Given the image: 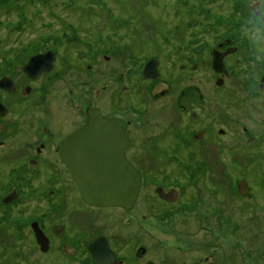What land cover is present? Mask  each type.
Returning a JSON list of instances; mask_svg holds the SVG:
<instances>
[{"label": "rangeland", "instance_id": "rangeland-1", "mask_svg": "<svg viewBox=\"0 0 264 264\" xmlns=\"http://www.w3.org/2000/svg\"><path fill=\"white\" fill-rule=\"evenodd\" d=\"M259 3L260 0H0V76H12L21 88H30L26 95L0 92L9 107L8 116L0 121L6 123L5 133L0 131V158H22V168L17 170L26 181L25 185L18 184L22 201L3 208L9 221L0 227V256L10 248L13 252L7 255L11 259L8 264H50L48 255H38L31 249L29 223L39 218L48 226L51 221L50 197L46 193L56 186L54 179L69 176L55 148L66 132L82 122L78 106L82 108L84 103L133 121L134 139L129 154L143 171L146 184L132 210L121 212L117 208L119 211L111 213L113 224L132 225L136 241L153 251L163 246L180 250L178 264H183L182 257L193 264H258L255 235H264V206L260 204L264 199V87L259 85L264 57L254 50L249 37L253 27L250 12H255ZM162 34H167L164 41ZM73 37H78L77 45L70 42ZM142 39L145 43L139 41ZM224 40L231 41L237 51L225 60L229 75L223 76L222 85H216L209 48ZM143 47L149 49L141 50ZM50 48L59 53L56 71L30 80L19 65L29 53ZM132 48L141 50V54L135 57ZM153 53L160 55L167 79L171 76L164 70L176 75L168 95L157 101L150 100L148 84L137 83L144 57ZM182 63L187 67L180 68ZM193 63L198 66L193 68ZM187 84L197 85L206 99L205 115L200 114L202 119L191 126L198 129L203 122L209 132L194 147H183L182 155L168 153L164 159L165 155L153 147L168 119L153 126L154 119H150L146 133L142 124L153 108H158L156 118L160 107L163 118L167 114L175 118L174 99ZM112 98L116 99L114 107L110 106ZM12 118L13 123L17 121L15 126L10 124ZM186 121L183 115V124ZM45 125L51 136L43 133ZM219 129L224 132L219 134ZM176 140L181 142V138ZM41 143L45 144L44 150L37 153L35 147ZM196 147L195 157L188 159L187 152ZM172 154L179 160H172ZM26 156L31 157L25 159ZM30 158L36 159L32 165L27 163ZM3 166L7 169L1 163L2 170ZM167 173L172 182L163 181L164 185L177 187L181 195L174 204L151 211L148 195ZM15 174L9 170L5 180L0 175V198L17 186L9 181ZM243 179L252 189L249 198L235 192L237 181ZM63 187L71 199L70 209L79 208L72 185L65 181ZM14 208L20 212L9 216ZM146 259L150 256L143 261Z\"/></svg>", "mask_w": 264, "mask_h": 264}, {"label": "flooded vegetation", "instance_id": "flooded-vegetation-1", "mask_svg": "<svg viewBox=\"0 0 264 264\" xmlns=\"http://www.w3.org/2000/svg\"><path fill=\"white\" fill-rule=\"evenodd\" d=\"M17 1H23V0H17ZM11 9V7L7 8ZM19 12L22 13L21 7L19 8ZM167 34H162L161 41L164 39H167ZM156 39V38H153ZM152 39V40H153ZM61 40V38H59ZM78 37L72 38L70 42H75L74 45H77ZM139 40V41H143ZM145 43V42H144ZM59 45H62V42L58 43ZM136 44V41L132 43V47ZM156 47V44H155ZM174 47V46H173ZM189 47V46H188ZM157 48V47H156ZM55 49V48H54ZM46 49L44 51H36L31 52L27 55L25 58V62L21 65H19L20 70L22 73H24L30 80H35L39 78L42 75H48L51 76L56 68V62L59 59V53L57 49ZM149 49V47H143L141 50ZM139 50V51H141ZM219 51L221 53H225L222 57L224 66L227 70L226 74L218 73L216 72L212 67V60L213 55L215 51ZM132 51L136 54L135 57H138V54H141L139 51L136 52L135 49L132 48ZM154 52V50H151ZM168 54L170 55V49L168 50ZM202 51H205L204 49ZM237 51V47L231 43L229 40L219 41L215 44V46H212L209 48V56L210 57V66L214 73L217 75L215 84L216 85H222L224 82L223 76L229 75L228 67L226 64V59L230 57L233 52ZM47 52H51L50 55L51 59V68L48 71H41L36 76L31 77L27 74V72L24 70V67L29 62L30 58L36 55H42ZM178 52H181L180 50ZM261 58L264 57V51L259 52ZM176 57V55L174 56ZM178 57H181V53H179ZM143 58V57H142ZM144 61L141 64L140 67V76L136 74V70L134 71V76H137V83L145 82V84H148L150 86L149 89V97L150 100H159L160 98L166 97L168 93L170 92L172 88V81L176 77V75L172 76V72H167L164 70L165 73L170 74L171 79L168 80L166 76L162 73V59L160 58V55H157L155 53L147 55L144 57ZM104 59L110 61L111 57L104 56ZM137 59V58H136ZM152 61V65L149 67L148 71H152L153 66L156 70L155 77H149L145 75V68L146 64ZM198 66V63H193L192 67L196 68ZM132 67L135 69V62L132 65ZM187 67V64H181L180 68ZM132 70V68H131ZM222 75V76H220ZM173 78V79H172ZM2 80V81H1ZM0 92H3L4 94H16L20 93L21 95H26L28 92H30L29 86H25L24 88L20 87V83L12 76L3 74L0 76ZM136 82V81H134ZM127 83V82H126ZM259 85H263L264 87V71L259 76ZM189 86H196L195 84H187L181 87L174 99L173 104L176 107V117L173 118L172 114H167L164 118L162 116V108L159 109V118H156L158 113V108L151 109V114L146 118V122L142 124V129L146 133L149 131L148 122L150 119H154L152 124L153 125H160L162 123V119H168V121H165L162 124V130L159 134L156 135L157 137V144L155 147H153V150H157L160 153H163L165 156L168 157V153H180L182 155L183 147H189L191 144H193L192 147H194V144L198 143L199 141L203 140L206 136V134L209 132V127L205 123L199 125V128L196 129L194 125L191 126L192 123L198 122L202 118H200V114L206 113V110L203 109L206 105V99L204 95L201 93V99L200 102L197 104L195 101H189L187 106H182L180 104V95L182 93V90ZM11 88V89H8ZM124 88H127L125 86ZM258 91H263L258 90ZM142 99V98H141ZM116 99L112 98L110 100V106L114 107L116 104ZM144 102V99H143ZM80 103V102H79ZM6 102L0 98V121H2L5 117L8 116L9 107L5 105ZM82 104V103H81ZM79 110L81 111V114L83 116L82 122L75 125L73 128H71L68 132H66L62 138L59 140V142L56 145L55 151L59 158V160L62 162L64 168L66 169L68 173V177L65 179H54L56 183L55 187L49 188L47 191V196L50 197L49 199V207L50 210V217L51 221H49V225L46 226V224L43 222L44 220H40L39 218H35L31 220L29 223L30 229H31V249L33 251H36L38 255H48L50 258V264H178L179 259L182 252L180 250L173 249L172 246H168L164 248L154 247L148 248L147 244H141L138 241H136V236L134 227L132 225L124 224L121 226H118L116 224H113L112 221V215L111 213H114L117 210L120 209L121 212H129V210L133 209V206L136 202V200L140 196V192L142 188H144V184H146V179L143 171L138 168L135 163L132 161L130 157V149L132 146V142L134 139V136L132 134L133 129V121L129 119L128 117L119 116L116 114H105L103 110L96 105L93 104H86L84 103L82 105V108ZM90 110H96L100 113L101 116L106 117L108 119H118L121 121V125L124 129L126 138L128 140L127 147L124 150V154L126 159L140 172V187L138 190V193L136 195V199L133 202V204L130 207H123L119 205H100V204H94L91 202H88L83 195L80 192L79 186L76 183L75 179L73 178L71 171L67 165V163L61 158L59 155V151L63 144L66 143L69 136L78 128L84 126L88 120L90 119L89 111ZM202 110V111H201ZM186 116V123L183 124L182 117ZM178 116V117H177ZM188 117V118H187ZM12 120V122H10ZM9 122L12 126H15V123H13V118ZM192 121L190 124H188V121ZM5 121V120H4ZM3 121V123L0 122V131L5 133L6 131V123ZM34 125V121L32 123V126ZM45 129L43 130V133H47L49 136L52 134L50 132V129L47 128V126H44ZM192 127H194L192 129ZM224 132L223 129H219L218 133L222 134ZM146 136H149L146 134ZM181 138V142H178L175 139ZM147 139L144 140V143L146 144ZM174 143L175 145L171 146V143ZM144 145V144H143ZM45 144L41 143L39 146L35 147V151L37 153H41L44 150ZM151 147V146H149ZM198 147L190 150L189 152V158L193 159L196 155V150ZM70 151H75L73 149H69ZM173 150H175L173 152ZM173 155V154H172ZM24 155H22L23 157ZM11 157V156H10ZM10 157H3L0 158V175L1 179L5 180L7 179L6 173L12 169V171L16 172V174L9 179L11 182H16L17 186L11 188L9 191H6L3 196L0 198V227H3L4 223H7L9 221L8 216L3 215L5 214L3 208L4 207H13V203H20L23 198L22 190L18 187L21 185H25L26 181L23 179L24 177L21 176V173H18V168H22L19 161H21L22 158H19L17 160H14ZM27 157L31 156H26ZM9 159V161L7 160ZM165 159V158H164ZM170 159V158H169ZM175 162L179 160L175 154L171 158ZM5 161V162H2ZM36 162V159L30 158L29 161L27 160V163L34 164ZM169 163L172 161H168ZM180 162V161H178ZM205 163L204 161H202ZM1 163L7 166V169L4 168L3 170L1 167ZM181 164H183L181 162ZM32 167H37V165H33ZM175 167H180V165H175ZM168 174V173H167ZM150 180V178H149ZM244 180V179H243ZM67 181V183H70L72 187L75 190V194L78 196V204L79 208H76L74 210L70 209V198L66 196L64 192V182ZM156 180L153 179V182ZM172 182L170 180V174H168L164 180L158 179L157 183L153 186V194L150 193L148 195V198L151 201L150 210L151 211H157L160 210V208H163L164 206L174 204L178 201L181 190L178 189L175 186H166L164 185V182ZM240 181V180H239ZM236 183V194L239 197H251L252 196V189L248 185L247 181V187L248 191L244 194H242L238 189V182ZM54 182V183H55ZM159 182V183H158ZM2 182H0L1 184ZM15 185V184H14ZM220 187H218L219 189ZM36 193V192H35ZM29 195H32V193H29ZM215 195V194H214ZM33 196V195H32ZM264 199L262 198L260 201V204L264 206ZM11 207V208H12ZM9 209V208H8ZM15 209V208H14ZM14 213H10L9 216H17L19 209H15ZM3 211V212H2ZM11 211V210H10ZM4 229V228H3ZM37 229V230H36ZM6 230V228H5ZM36 231H40L42 233V241H39L36 236ZM9 233V230H8ZM255 239L257 240L256 245V255L257 259L259 260L258 264H264V235L258 237L255 235ZM149 242V241H148ZM18 252V247L16 248ZM10 248H6L1 252L0 256V264H8L11 262V259L7 256L10 252ZM15 251V250H14ZM21 252H18L20 255ZM159 253V254H157ZM185 255V252H184ZM147 256H150V259H146L143 261V259ZM186 258L182 257L183 264H193V262H185ZM204 260L207 261L205 258ZM263 261V262H262Z\"/></svg>", "mask_w": 264, "mask_h": 264}, {"label": "water", "instance_id": "water-1", "mask_svg": "<svg viewBox=\"0 0 264 264\" xmlns=\"http://www.w3.org/2000/svg\"><path fill=\"white\" fill-rule=\"evenodd\" d=\"M51 54L47 52L33 56L24 70L31 77L41 71H48L51 68ZM224 54L216 50L212 60L213 69L222 74L227 73L222 60ZM151 65L152 61L146 64L145 75L155 77L154 66L151 72L148 71ZM200 99L199 88L189 86L182 90L180 104L187 106L191 100L198 104ZM89 116L88 122L69 136L59 155L67 163L81 194L88 202L130 207L140 187V172L125 157L128 140L121 121L103 117L96 110H90ZM70 148L75 151H70ZM238 189L242 194L246 193V181L240 180ZM36 236L42 241L40 231H36Z\"/></svg>", "mask_w": 264, "mask_h": 264}, {"label": "clouds", "instance_id": "clouds-1", "mask_svg": "<svg viewBox=\"0 0 264 264\" xmlns=\"http://www.w3.org/2000/svg\"><path fill=\"white\" fill-rule=\"evenodd\" d=\"M251 3H255L256 0H250ZM250 16L253 22V27L249 41L252 44L254 50L264 51V0H260L259 7L255 12H250Z\"/></svg>", "mask_w": 264, "mask_h": 264}]
</instances>
